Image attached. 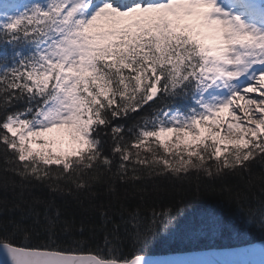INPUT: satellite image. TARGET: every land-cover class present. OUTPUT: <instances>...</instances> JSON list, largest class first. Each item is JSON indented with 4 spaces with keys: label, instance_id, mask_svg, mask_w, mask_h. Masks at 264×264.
Returning a JSON list of instances; mask_svg holds the SVG:
<instances>
[{
    "label": "snow or ice",
    "instance_id": "1",
    "mask_svg": "<svg viewBox=\"0 0 264 264\" xmlns=\"http://www.w3.org/2000/svg\"><path fill=\"white\" fill-rule=\"evenodd\" d=\"M0 159V264H264V0H0Z\"/></svg>",
    "mask_w": 264,
    "mask_h": 264
},
{
    "label": "trees",
    "instance_id": "2",
    "mask_svg": "<svg viewBox=\"0 0 264 264\" xmlns=\"http://www.w3.org/2000/svg\"><path fill=\"white\" fill-rule=\"evenodd\" d=\"M2 164H3V160L0 159V165ZM158 184H159V190L164 194L158 197H154L151 201H149V204L155 207L157 211H164L166 207L169 205V202L171 200L173 199L179 200L181 198V191H180L181 186L178 184H174L173 182H170L169 180L166 179H160L158 181ZM199 203H201V201L196 200L193 202L191 206L194 207L196 204ZM147 214L151 215V211L147 210ZM77 239L82 240L83 244H88L93 242V241H89L87 237H78ZM93 239L95 243L101 245L103 244V239L101 235L98 234ZM200 240H204L206 243L209 244H216V243L228 244L230 242H234V241H230L226 236L221 237L218 235L202 236L200 237ZM198 242H199L198 240H192L188 237H175L173 239L159 242L157 248L160 252H164L172 248L183 249L186 247H192L195 246V244Z\"/></svg>",
    "mask_w": 264,
    "mask_h": 264
},
{
    "label": "rangeland",
    "instance_id": "3",
    "mask_svg": "<svg viewBox=\"0 0 264 264\" xmlns=\"http://www.w3.org/2000/svg\"><path fill=\"white\" fill-rule=\"evenodd\" d=\"M226 114H227V112L224 113V115H226ZM49 135H51V134H49ZM34 147H35V145H34ZM62 147H63V151L67 153V152L71 151L72 146H70L69 144H64ZM56 148L59 151L61 148V145H57Z\"/></svg>",
    "mask_w": 264,
    "mask_h": 264
}]
</instances>
